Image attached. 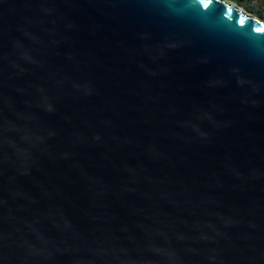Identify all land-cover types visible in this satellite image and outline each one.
Masks as SVG:
<instances>
[{"label":"water","instance_id":"obj_1","mask_svg":"<svg viewBox=\"0 0 264 264\" xmlns=\"http://www.w3.org/2000/svg\"><path fill=\"white\" fill-rule=\"evenodd\" d=\"M0 264H264V21L0 0Z\"/></svg>","mask_w":264,"mask_h":264},{"label":"rangeland","instance_id":"obj_2","mask_svg":"<svg viewBox=\"0 0 264 264\" xmlns=\"http://www.w3.org/2000/svg\"><path fill=\"white\" fill-rule=\"evenodd\" d=\"M229 2H233L238 7H240L243 11L252 14L259 18L260 20L264 21V7H259V4L253 0H242V2H236L234 0H229Z\"/></svg>","mask_w":264,"mask_h":264},{"label":"trees","instance_id":"obj_3","mask_svg":"<svg viewBox=\"0 0 264 264\" xmlns=\"http://www.w3.org/2000/svg\"><path fill=\"white\" fill-rule=\"evenodd\" d=\"M234 1H238V2H242V0H234ZM244 1V0H243ZM253 1H255L256 3H258L259 4V7H264V0H253Z\"/></svg>","mask_w":264,"mask_h":264},{"label":"bare ground","instance_id":"obj_4","mask_svg":"<svg viewBox=\"0 0 264 264\" xmlns=\"http://www.w3.org/2000/svg\"><path fill=\"white\" fill-rule=\"evenodd\" d=\"M228 2H229V0H227ZM237 7H238V5H237ZM240 8V7H239Z\"/></svg>","mask_w":264,"mask_h":264}]
</instances>
